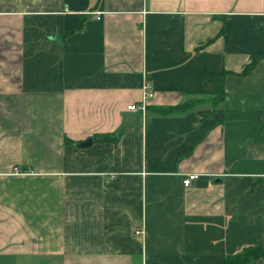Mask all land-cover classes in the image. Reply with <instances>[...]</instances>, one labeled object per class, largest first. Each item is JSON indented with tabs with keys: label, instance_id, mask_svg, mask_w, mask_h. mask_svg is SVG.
I'll return each mask as SVG.
<instances>
[{
	"label": "crops",
	"instance_id": "0c3cea01",
	"mask_svg": "<svg viewBox=\"0 0 264 264\" xmlns=\"http://www.w3.org/2000/svg\"><path fill=\"white\" fill-rule=\"evenodd\" d=\"M247 246L264 248V0H0V264Z\"/></svg>",
	"mask_w": 264,
	"mask_h": 264
},
{
	"label": "trees",
	"instance_id": "16d2710c",
	"mask_svg": "<svg viewBox=\"0 0 264 264\" xmlns=\"http://www.w3.org/2000/svg\"><path fill=\"white\" fill-rule=\"evenodd\" d=\"M257 58L258 55H255L252 58V61L244 69V72L250 71L252 69ZM224 96H225L224 74L222 73L217 79L215 90L213 92L212 101L215 104H218L224 99ZM196 102L197 100H188L175 106L161 107L159 108V111L163 114L171 113L174 111H185L186 109L192 107ZM96 139L102 141L110 140V139L116 140L117 137L114 133H102V134H97ZM261 255H264V248L257 246H247L240 252L228 255L226 264H247L248 259H250L251 257H258Z\"/></svg>",
	"mask_w": 264,
	"mask_h": 264
},
{
	"label": "built area",
	"instance_id": "2783aa9c",
	"mask_svg": "<svg viewBox=\"0 0 264 264\" xmlns=\"http://www.w3.org/2000/svg\"><path fill=\"white\" fill-rule=\"evenodd\" d=\"M98 17H100V15H98ZM145 96L144 98L142 99V101L140 102H133L131 104L128 105V108L129 109H142V110H146L147 108V103H148V99L151 98L153 95H154V90L152 89L151 85L149 82H146L145 86ZM198 177V174L197 173H189L187 174L184 179H183V182H184V185L186 187H189L191 186L193 180ZM141 230H139L138 232H140Z\"/></svg>",
	"mask_w": 264,
	"mask_h": 264
},
{
	"label": "water",
	"instance_id": "95a60500",
	"mask_svg": "<svg viewBox=\"0 0 264 264\" xmlns=\"http://www.w3.org/2000/svg\"><path fill=\"white\" fill-rule=\"evenodd\" d=\"M91 143H92V139L90 138V139H88V140L82 142L81 145H88V144H91Z\"/></svg>",
	"mask_w": 264,
	"mask_h": 264
}]
</instances>
